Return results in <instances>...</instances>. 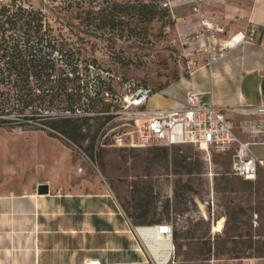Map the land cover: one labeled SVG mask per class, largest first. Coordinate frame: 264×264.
Instances as JSON below:
<instances>
[{"label": "rangeland", "instance_id": "obj_1", "mask_svg": "<svg viewBox=\"0 0 264 264\" xmlns=\"http://www.w3.org/2000/svg\"><path fill=\"white\" fill-rule=\"evenodd\" d=\"M152 1L158 0H0V9L11 6L8 13L0 15V80L21 76L19 67L36 51L38 57H50L55 77L63 74L72 78L71 72L76 65L83 74L82 80L87 82L89 89H94L96 75L100 72L120 75L124 80L149 87L160 95L151 97L146 110L170 106L171 99L163 95L164 90L178 87L180 77L189 75L199 64L205 67L206 57L200 55V63L192 60L194 55L202 54L196 43L194 48L179 46L171 16L169 19L157 15L147 23L137 11L125 14L111 9L114 3L135 5ZM16 5H20L21 10L41 14L42 32L47 31L43 41L61 54L51 52L46 45L41 48L31 33V42L27 45L25 39L28 35L22 28L18 25L12 27L6 21L7 18L13 21V13L19 10L15 9ZM104 16H112L119 23L114 29L104 27ZM185 52L187 57H183ZM10 86L0 84V92ZM30 86L35 94L40 93L33 79H30ZM67 86L72 88V83ZM91 92L93 95L94 91ZM44 106L39 111L42 116H89L88 126L83 129L87 140L78 147L62 137H51V131L42 126L41 121L23 119L30 115L29 110L20 115L16 107L6 108L7 115H0V121H5L0 125V248L12 252L11 258H4L3 251V255L0 253V259L6 264H11L12 259L24 264L31 258L30 252L34 249L32 236L37 231L35 216L43 214L46 225L40 231L50 232L42 238L43 248L59 238L58 230L65 232L71 225L80 226L77 214L82 211L77 204L72 203L76 223L68 219L69 215H64L63 190L71 186L73 190L82 191L87 188L85 185L96 183L108 194L109 198L101 201L108 200L111 209L100 216L123 221L125 218L118 215L120 211L129 219L136 239L132 243L138 244L142 250L140 253L137 249L139 252L135 251V254L140 257L141 254L147 257L148 251L142 248L135 229L164 223L171 225L180 235L182 248L177 250L174 247L178 264H264V257H259L264 242V172L258 171L253 182H244L234 176L231 169L233 147L225 152L213 151L211 161L205 162L202 152L190 145L167 147L152 140L140 145L137 141L140 136H128L131 127L122 124L111 115V111L84 112L76 105V112L67 115L60 110L65 104H54L47 111L43 110ZM38 117L41 116L36 115ZM263 117L262 113H252L249 118L254 122L248 131L261 130L255 126L261 122L264 130V120H258ZM232 122L235 134L243 142L240 137L246 134L244 122L240 119ZM117 135L134 146L116 147L114 137ZM91 138L93 144L88 141ZM86 151L92 153V161L85 155ZM183 157L191 162L190 174L186 173L185 164L180 163ZM228 181L231 182V191L226 185ZM40 184L49 186L50 197L36 194ZM9 199L29 211L17 214L6 204H13ZM83 200L84 206L90 208L86 213H93L95 206L90 199ZM88 216L82 218L85 223ZM219 222L222 224L221 233H213V227ZM108 236L103 237V241L110 239ZM85 248L88 249L89 245ZM227 253L239 258L230 259ZM45 259L53 264L60 257ZM135 262L141 263L140 259Z\"/></svg>", "mask_w": 264, "mask_h": 264}, {"label": "crops", "instance_id": "obj_2", "mask_svg": "<svg viewBox=\"0 0 264 264\" xmlns=\"http://www.w3.org/2000/svg\"><path fill=\"white\" fill-rule=\"evenodd\" d=\"M170 7L178 43L180 37L191 36L198 30L199 18L192 11L194 0H170ZM200 14L213 26L223 29V33L219 34V39L225 40L239 33L246 34L250 29L256 31L257 37L253 43H244L227 52L226 56L215 62L210 69L199 64L197 69L189 75L180 77L178 87L173 90H167L168 88L164 90L163 95L171 99L170 106L166 108L177 107L184 101L186 93L190 91L201 94L203 100L211 99L215 107L226 111V116L232 121L240 119L244 122L242 124L246 134L240 138L248 144L250 156L258 162V171L264 172L262 122L255 125L261 130L248 131L254 122L249 116H252L255 110L264 108V0H204L200 5ZM195 46L196 44H192L189 48ZM200 55L202 54L194 55L192 60L200 63L202 61ZM258 120L263 121L264 117ZM96 180L99 181L98 178ZM85 187L87 188L82 191L73 190L71 186L69 189L67 186L64 188V203L66 204L64 215H69L68 219L75 222L76 215L72 213V205L75 203L82 211L77 214L81 223L80 226L71 225L65 232L58 230L59 238L46 248L41 246V241L44 235H49L50 232L40 231V228L46 225L43 223L45 219L43 214L35 216L37 231L32 236L34 249H31V258L24 264H52L45 259L51 256L60 257V260L53 264H86L87 262L126 264L136 263L135 260L138 259L141 262L144 260L143 256L135 254L137 249L140 253L142 250L138 244L132 243L136 239L131 232L132 224L129 219L119 214L120 211L118 215L125 218L123 221L116 217L115 221H111L107 217L100 216V214L104 215L106 210H111L107 203L108 200L101 201V199H108V194L97 183L92 186L85 185ZM83 199H90L91 204L95 206L93 213H86L90 208L87 205L84 206ZM9 201L12 202L10 199ZM43 201H46V198L42 200V203ZM6 204L13 207L17 214L29 211L23 208V205ZM36 209L34 208V211L38 212ZM86 215L89 216L85 223L82 218ZM79 230L85 231L82 233ZM104 234L109 235L110 239L103 241V237H107L103 236ZM86 245H89L88 249L85 248ZM77 246H79L78 249ZM0 251V253L3 251L4 258H11L10 249L0 248ZM15 263L19 264L12 259L11 264ZM0 264H6L5 260L0 259ZM251 264L259 263L251 262Z\"/></svg>", "mask_w": 264, "mask_h": 264}, {"label": "built area", "instance_id": "obj_3", "mask_svg": "<svg viewBox=\"0 0 264 264\" xmlns=\"http://www.w3.org/2000/svg\"><path fill=\"white\" fill-rule=\"evenodd\" d=\"M203 1L194 0L192 9L199 18L198 30L191 36L180 37L178 42L183 49L192 44H198L199 51L206 57L205 67L210 69L230 50L244 43L253 42L257 33L254 29H250L246 34L239 33L225 40L219 39L218 35L223 33V29L213 26L200 14V5ZM14 7L18 9L21 6ZM10 8L11 6H8V9ZM161 8L168 9L172 17L170 0H164ZM183 57H187L186 52ZM189 64L192 62H188ZM99 76L115 79L121 85L120 93L115 100L117 108L111 112V115L122 124L131 127L128 136H140V139L137 140L140 145L147 144L149 140L167 147L190 145L202 152V159L205 162L211 161L213 151L225 152L233 147L231 166L233 175L244 182L256 180L258 162L250 156L248 144L241 142L235 134L234 124L231 119L227 118L226 111L216 108L211 99L203 100L201 94L190 91L186 93L184 101L177 107L146 110V105L154 95L149 87L124 80L120 75L110 76L108 73L100 72ZM64 113L69 115L71 112L65 111ZM258 113L264 114V108L258 109ZM66 117L71 118L70 116ZM114 142L116 147L134 146L132 143L124 142L118 135L114 137ZM119 214L122 215L121 212ZM157 226L160 235L168 243V251H158L155 256L147 244L140 242L142 248L148 251L147 257L142 255L144 260L141 263L126 264H178L172 241V226L164 223ZM86 264H91V262Z\"/></svg>", "mask_w": 264, "mask_h": 264}, {"label": "trees", "instance_id": "obj_4", "mask_svg": "<svg viewBox=\"0 0 264 264\" xmlns=\"http://www.w3.org/2000/svg\"><path fill=\"white\" fill-rule=\"evenodd\" d=\"M163 1L164 0H158L157 2L152 1L150 3L137 2L135 5L131 3H114L111 5V9H116L117 12L125 14L131 11H137L138 15L140 13V18H142L147 23H151L157 15H163V17L166 16L170 19L169 11L167 9L161 8ZM100 10L101 9H99V11ZM8 12V9L4 7L1 8V17ZM15 13H13V21H11L10 18H7L8 20L6 21H8L12 27L18 25L20 28H22L23 32L28 35L25 39L27 45L31 42V33L33 36H35V43L40 44L41 48L46 45V49H49L51 52H55L56 54H61L59 51L56 52L55 48L47 44L46 41H43L44 37H46L47 31L45 30L42 32L43 26L41 22V14L39 12H27L26 10L19 9ZM20 20L22 22L19 24L18 22ZM118 23L119 22L112 18V16H104V27L107 26L111 29H114ZM23 45L25 48L27 47L26 44ZM28 49L30 50L31 48ZM83 69H85L86 72V66ZM18 71H21V76L18 75L17 78L15 77L16 79L8 80L4 78L0 80V84L2 85L11 84V86L7 88L8 90L0 92V95H2V99L0 100V115H7L8 112H6V108L14 109V107H16V111H18V114L20 115H23L29 110L30 115L24 116V120L41 121L40 124L51 131V137H62L75 146L79 147L84 141L87 140L83 129L85 126H88L87 122L91 118H53L52 116H49V114L47 116H42L39 114V111H42L40 109L41 106L45 105L43 110L47 111L50 109V106L54 104L57 106L65 104V107L61 108L60 110L69 111L71 113L75 112L74 106L76 105L81 106L84 112H96V110H102V112L106 113L109 111L113 112L117 108V103L115 100L116 96L120 93L121 85L118 82L115 84V79L108 77L102 78L101 76L96 75L98 76L95 83L96 86L94 84V89H89L87 82L82 80L81 77L83 74L79 72L80 70H78L76 65L71 72L72 78H68V76L63 74L55 77L53 76L54 65L50 61V57H47L46 59H43L41 56L38 57L36 51L34 54H31L27 62H23ZM30 79H33L34 82L37 83L38 86L36 89H40L39 94H35L36 91L30 86ZM68 83H72V88H68ZM92 90L94 91L93 95L91 92ZM154 94H157V92ZM36 115H40L41 117L36 118ZM109 118L110 117H107L106 119ZM3 123H5V121H0V125ZM98 130L99 129L97 128L96 132ZM88 141H91V144H93L94 139L91 138ZM90 148L92 150V145ZM85 155L90 161H92L93 156L91 152L86 151ZM180 161V163L185 164L184 168L186 173L190 174L191 170L189 167L191 162H187V157H183ZM226 185L228 190L231 191V182L228 181ZM147 225L149 226L151 224ZM179 240L180 235L173 230L172 241L174 247L177 250H181L182 248ZM249 247H251V244ZM207 253H211L210 248H208ZM259 253L261 255L259 257L263 258L264 242L262 243ZM238 258L239 257L236 256H230V259Z\"/></svg>", "mask_w": 264, "mask_h": 264}, {"label": "bare ground", "instance_id": "obj_5", "mask_svg": "<svg viewBox=\"0 0 264 264\" xmlns=\"http://www.w3.org/2000/svg\"><path fill=\"white\" fill-rule=\"evenodd\" d=\"M258 113V110H255ZM159 227L152 226V227H139L135 229L136 235L141 241L147 244L148 248H150L153 255L156 256L158 251H168V243H166L165 238H163L159 233ZM222 224L219 222L218 225L214 226L212 229L213 233H221ZM170 246V244H169ZM162 247V248H161ZM91 264H98L96 262H91Z\"/></svg>", "mask_w": 264, "mask_h": 264}, {"label": "water", "instance_id": "obj_6", "mask_svg": "<svg viewBox=\"0 0 264 264\" xmlns=\"http://www.w3.org/2000/svg\"><path fill=\"white\" fill-rule=\"evenodd\" d=\"M36 194L38 196H47L49 195V186L47 184H40L36 188Z\"/></svg>", "mask_w": 264, "mask_h": 264}]
</instances>
